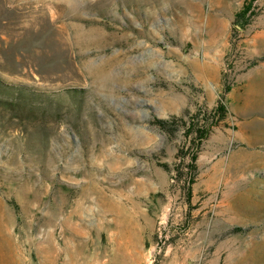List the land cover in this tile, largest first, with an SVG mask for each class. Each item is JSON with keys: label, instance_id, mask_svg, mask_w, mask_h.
<instances>
[{"label": "rangeland", "instance_id": "rangeland-1", "mask_svg": "<svg viewBox=\"0 0 264 264\" xmlns=\"http://www.w3.org/2000/svg\"><path fill=\"white\" fill-rule=\"evenodd\" d=\"M0 264H264V0H0Z\"/></svg>", "mask_w": 264, "mask_h": 264}, {"label": "trees", "instance_id": "trees-1", "mask_svg": "<svg viewBox=\"0 0 264 264\" xmlns=\"http://www.w3.org/2000/svg\"><path fill=\"white\" fill-rule=\"evenodd\" d=\"M249 9V5L244 6V8L238 13V17H243ZM229 89L226 88L225 91ZM10 107H13L15 110H20L25 106L18 100L16 97H12L10 101H7ZM49 103L39 105V109H41V113H51L52 115L56 114L58 111L55 110L54 107H50ZM31 112L36 108L33 106L28 107ZM52 108V109H51ZM227 107L226 102L224 100V96L222 95L216 102L215 106L211 109H201L196 113L189 115L186 119H183L181 123V127L184 132V137L190 144L195 145L196 147L207 138L208 134L211 131V128L215 125H218L220 121H222L226 117ZM178 120L176 117L171 118H154L152 123L157 125L160 129L165 130L167 132L173 133L178 125L176 123ZM195 154H192L190 157V161L195 160ZM166 166V165H164ZM192 167V164H189ZM179 170V168H177ZM190 179H188V183Z\"/></svg>", "mask_w": 264, "mask_h": 264}]
</instances>
